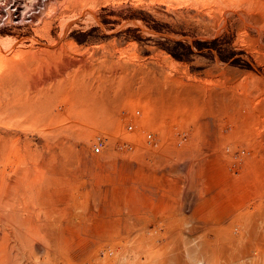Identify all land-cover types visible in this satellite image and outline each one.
Instances as JSON below:
<instances>
[{
    "label": "rangeland",
    "instance_id": "1",
    "mask_svg": "<svg viewBox=\"0 0 264 264\" xmlns=\"http://www.w3.org/2000/svg\"><path fill=\"white\" fill-rule=\"evenodd\" d=\"M12 1L0 264H264V0Z\"/></svg>",
    "mask_w": 264,
    "mask_h": 264
},
{
    "label": "bare ground",
    "instance_id": "2",
    "mask_svg": "<svg viewBox=\"0 0 264 264\" xmlns=\"http://www.w3.org/2000/svg\"><path fill=\"white\" fill-rule=\"evenodd\" d=\"M7 1V0H6ZM25 1V0H24ZM71 3H72V11L73 12H75V11H77V10H79V9H82V10H85L84 12H90V10L88 9V7H86L87 5H89L90 3H92L93 2V0H69ZM0 2H1V0H0ZM48 2H50V1H48ZM47 2V3H48ZM67 2V1H66ZM5 3V2H4ZM25 3V2H24ZM35 3V2H34ZM34 3H33V7L32 8H36V7H34ZM38 3V2H37ZM42 3H43V1H42ZM65 3V2H64ZM2 4V3H1ZM28 4V3H27ZM50 4V3H49ZM6 5V4H5ZM11 7L13 8V11H12V13H11V11L10 10H8L7 12V15L10 17L9 19H12V20H14V19H16V20H18V19H20V18H22L23 17V14H22V1L21 0H13L12 2H11ZM35 5H37V4H35ZM40 5V4H39ZM45 5H46V3H45ZM62 5V4H61ZM0 6H2V5H0ZM3 6H4V4H3ZM6 6H8V5H6ZM5 6V7H6ZM24 6H27V5H24ZM49 6V5H48ZM50 6H52L51 4H50ZM49 6V7H50ZM31 7H30V9H31ZM64 7V6H63ZM66 7H67V5H66ZM44 8V7H43ZM51 8V7H50ZM8 9V8H7ZM6 9V10H7ZM11 9V8H10ZM25 9V8H24ZM48 9V8H47ZM26 10L28 11L29 9L28 8H26L25 9V13H27L26 12ZM35 10V9H34ZM45 10V9H44ZM1 11V10H0ZM30 11V10H29ZM28 11V12H29ZM32 12H33V9L31 10ZM30 11V12H31ZM48 11V10H47ZM50 11V10H49ZM31 12V13H32ZM6 13V12H5ZM24 13V12H23ZM34 13V12H33ZM38 13V12H37ZM43 13H45V12H43ZM52 13H54V11H52ZM60 13V12H59ZM28 15H31L30 13H27ZM35 14V13H34ZM34 14H33V16H34ZM46 14V13H45ZM47 14H49V13H47ZM86 14V13H85ZM25 15V14H24ZM35 16H38V14L37 15H35ZM30 17V18H32V21H34V18H36V17ZM1 17H2V15H1ZM6 17V16H5ZM12 17V18H11ZM16 17V18H15ZM39 17V16H38ZM25 18V17H24ZM2 19V18H1ZM8 19V18H7ZM8 19V20H9ZM28 19V18H27ZM22 20V19H21ZM10 21V20H9ZM38 21H40L39 19H38ZM22 23V22H21ZM250 222V221H249ZM247 223V222H246ZM261 225V224H260ZM259 227V226H258ZM261 230H263L262 228H261ZM257 232V231H256ZM260 233V232H259ZM261 234V233H260ZM260 236V235H259ZM243 242V241H242ZM239 244V243H238Z\"/></svg>",
    "mask_w": 264,
    "mask_h": 264
},
{
    "label": "trees",
    "instance_id": "3",
    "mask_svg": "<svg viewBox=\"0 0 264 264\" xmlns=\"http://www.w3.org/2000/svg\"><path fill=\"white\" fill-rule=\"evenodd\" d=\"M179 45H182L181 42L178 43ZM195 45L199 48V49H202L201 46H204V45H207V43H202V42H195ZM170 54L177 60H182V57L181 55H178L176 53H172L170 52Z\"/></svg>",
    "mask_w": 264,
    "mask_h": 264
},
{
    "label": "built area",
    "instance_id": "4",
    "mask_svg": "<svg viewBox=\"0 0 264 264\" xmlns=\"http://www.w3.org/2000/svg\"><path fill=\"white\" fill-rule=\"evenodd\" d=\"M99 148V147H98Z\"/></svg>",
    "mask_w": 264,
    "mask_h": 264
}]
</instances>
